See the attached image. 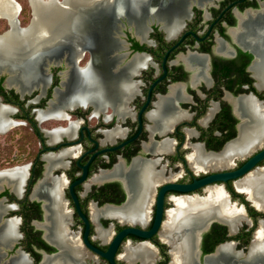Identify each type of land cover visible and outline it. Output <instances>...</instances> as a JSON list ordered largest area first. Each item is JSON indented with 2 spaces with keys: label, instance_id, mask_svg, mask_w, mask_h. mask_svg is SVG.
I'll return each instance as SVG.
<instances>
[{
  "label": "flooded vegetation",
  "instance_id": "1",
  "mask_svg": "<svg viewBox=\"0 0 264 264\" xmlns=\"http://www.w3.org/2000/svg\"><path fill=\"white\" fill-rule=\"evenodd\" d=\"M15 1L22 30L33 11L22 25ZM113 11L102 50L87 37L75 48L71 37L61 54L40 53L33 87L30 78L14 83L10 71L0 73V127L7 128L0 135L24 127L34 136L0 142L38 143L26 152L31 160L0 168V264H264V190L252 195L243 182L264 170V159L210 187L167 189L154 227L164 186L238 169L264 148L209 171L191 161L197 148L220 155L238 142L255 121L247 101L264 112L255 71L264 55V0H114ZM4 20L0 34L12 29ZM92 66L104 70L109 91L90 88ZM88 163L87 178L74 187L87 222L71 186ZM210 188L224 194L221 210L184 207ZM130 227L152 233H130L113 260L106 256Z\"/></svg>",
  "mask_w": 264,
  "mask_h": 264
},
{
  "label": "water",
  "instance_id": "2",
  "mask_svg": "<svg viewBox=\"0 0 264 264\" xmlns=\"http://www.w3.org/2000/svg\"><path fill=\"white\" fill-rule=\"evenodd\" d=\"M54 1H56L60 5H64L65 3V7H66V12L63 15L60 14L61 15L60 18H58L57 22L54 25V28L52 29L55 34V37H56V33H58L60 37L46 43L48 44L49 47L44 45L45 42L42 41L40 43L38 41L40 44H36V45L34 44L28 50H25V51L14 50V51H11L10 53H5V52L0 51V73L4 70L10 71L11 76H12L11 77L12 82L15 83L18 81L17 78L19 77L22 78L23 76H25V78H30V80H32V81H28L32 87L36 86L35 78L36 76H39V73H37L36 61H37V58L39 57V54L46 53L47 51L51 52L52 51L51 48L53 49L54 52H57L56 54H61L62 53L61 48L64 47V44H67L68 42L70 43L72 41L70 40L71 37H74V41H72V44H74L75 48L79 47L84 37H87L91 39V41L93 40V42L96 43V50H102L99 47L102 46L103 37H105V35L108 36V32H110L111 25L113 23V19L108 16L110 14H114V11H113L114 0H76L77 1L76 5H74L73 7H71V5L68 3V0L67 1L66 0H54ZM32 11H33V7H32ZM33 14H34V11H33ZM34 17L35 16L33 15L29 25L23 29L30 27L34 23ZM75 17H77V20L74 19ZM80 20H83V22H85V26H83L81 29L78 27H74V25L79 23ZM17 31L22 32V30L20 29H18ZM3 34H0V36H2ZM57 44L60 46H57ZM53 51L51 53H53ZM61 58L62 57L58 56L57 60H61ZM100 69L101 68L97 66L89 67V71L92 76V78L89 79V82H91L92 84L89 86H91L90 88H93V87L102 88L106 92L110 90L107 84V82H109V79L107 78V75L105 74L104 70L101 69L102 70L101 72ZM76 70L80 72V75H79L80 82L79 83L81 85L83 83L88 84L87 76L86 77L83 76L84 73H86V71L83 70L82 68H79V69L76 68ZM94 70L97 72L98 78L96 74L93 73ZM27 90L30 91L31 89L27 87L24 91H27ZM5 129L7 128L0 127V131H3ZM263 145L264 143H261L259 147L262 148ZM215 154H218V152H216ZM263 159H264V148H262L256 154H254L250 159H248L238 169L218 170V171L212 172L211 174H208L205 177L195 180L193 183H190V184H169V185L164 186L159 194L158 217H157L156 224L154 226L155 229L157 228V224L160 221V217H161L162 210H163V196L167 189H174V190H179V191H184V192H190L197 188L210 187L211 184H215L217 182H226L230 179H235V178H238L244 175L246 172L252 170ZM89 163L84 166L83 175L78 180L73 182L71 186L72 195L77 205L78 212L82 216V218L85 219L86 221H87V217L81 210L79 198L74 191V187L75 185L83 182L87 178L88 170H89ZM209 169L210 168H207L203 171H209ZM216 169H219V168H212V170H216ZM88 230L86 233L87 242H88V239H87ZM130 233H134V234L146 237V236H149V234H151L152 231L146 232V231H142L135 227L123 229L115 237L108 252L105 253V255L110 257L113 260L112 258L113 252L117 250L120 242L125 238V236H127Z\"/></svg>",
  "mask_w": 264,
  "mask_h": 264
},
{
  "label": "bare ground",
  "instance_id": "3",
  "mask_svg": "<svg viewBox=\"0 0 264 264\" xmlns=\"http://www.w3.org/2000/svg\"><path fill=\"white\" fill-rule=\"evenodd\" d=\"M31 2L34 11L33 15L35 16L34 23L30 27L22 29V32H20L17 31L18 29H20V27L17 25L18 22L16 18L19 12L18 3L15 0H0V19H7L12 23V29H10V31H6L2 36H0V51L5 53H10L14 50L25 51L28 50L34 44H40L38 41L47 38L46 41L48 43L60 37L58 33H56L55 37V34L52 29L54 28V25L57 22L58 18H60V16L66 12L65 3L64 5H60L54 0H32ZM76 2V0H68V3L71 5V7L76 5ZM74 19L77 20V17H75ZM83 26H85V22H83V20H80L79 23L74 25V27H78L80 29ZM255 71L256 75L261 78L260 84L264 86V55L262 61H260L256 65ZM90 78H92V76H90ZM89 84L91 85L92 83ZM246 109L249 112V115L251 114V116H254L255 118L253 125H245L242 129V134L238 142L230 144L226 148V150L220 155L206 156V154H203L201 150L197 148V152L191 157L192 164L195 167L205 169L208 166H226L230 163L229 159H231L233 156L237 154L244 155L250 152L256 146L261 144L256 142L264 140V112L259 113L257 107L253 105L250 101H247ZM13 175L17 176L18 174ZM142 179L143 181H147L145 176H143ZM243 182L249 184V188L251 190L252 195L259 196L263 194L264 170H259L254 173H251L248 177H246ZM144 187L146 189L148 188L146 185H144ZM15 188L16 190H18L16 185ZM146 194L147 192L144 191L143 195L146 196ZM224 197V194L219 189L210 188L209 196L205 197L204 199H201L200 202L196 203L193 200H185L182 201V203L185 204V208H189L190 204L195 207V205H193L195 203L197 205V209H199L200 212L210 214L213 213L215 210H221V208L226 205ZM57 201H59L58 198ZM142 202L140 204H137L136 206L137 208H140V210L143 209ZM259 245L260 243L253 248V252L257 250ZM252 257L253 254L249 256V259H251Z\"/></svg>",
  "mask_w": 264,
  "mask_h": 264
},
{
  "label": "rangeland",
  "instance_id": "4",
  "mask_svg": "<svg viewBox=\"0 0 264 264\" xmlns=\"http://www.w3.org/2000/svg\"><path fill=\"white\" fill-rule=\"evenodd\" d=\"M22 8L23 13L20 15V19L22 25H27L32 17V7L30 5L29 0H17ZM8 25L6 20H0V33L7 29ZM59 122V121H58ZM29 132V134H28ZM25 135H29V140L34 139V136L30 132L29 129L24 127H17L10 130L8 133L0 135V139H8V140H17L22 138L25 140ZM27 139V137H26ZM38 143H2L0 142V168L5 166H10L14 163H23L24 161L31 160V156H29L26 152L30 149L36 147ZM13 158H16V161H12ZM8 160V161H4ZM9 162V163H8Z\"/></svg>",
  "mask_w": 264,
  "mask_h": 264
}]
</instances>
